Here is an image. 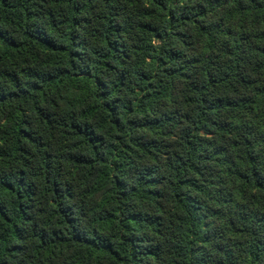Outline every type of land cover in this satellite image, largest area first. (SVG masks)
Here are the masks:
<instances>
[{
    "label": "trees",
    "instance_id": "trees-1",
    "mask_svg": "<svg viewBox=\"0 0 264 264\" xmlns=\"http://www.w3.org/2000/svg\"><path fill=\"white\" fill-rule=\"evenodd\" d=\"M0 264H264V0H0Z\"/></svg>",
    "mask_w": 264,
    "mask_h": 264
}]
</instances>
